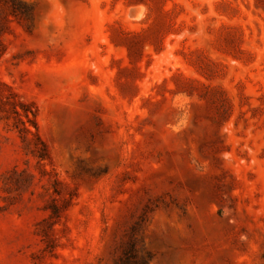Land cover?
Instances as JSON below:
<instances>
[{"label":"rangeland","instance_id":"1","mask_svg":"<svg viewBox=\"0 0 264 264\" xmlns=\"http://www.w3.org/2000/svg\"><path fill=\"white\" fill-rule=\"evenodd\" d=\"M125 252L264 264V0H0V264Z\"/></svg>","mask_w":264,"mask_h":264},{"label":"trees","instance_id":"2","mask_svg":"<svg viewBox=\"0 0 264 264\" xmlns=\"http://www.w3.org/2000/svg\"><path fill=\"white\" fill-rule=\"evenodd\" d=\"M6 104L9 106L10 111H12L16 117V122L20 124V127L18 129L19 133H21L23 141L25 144L32 143V148H30L31 154L38 159V161L46 162L49 160L48 151L45 147V145L41 142L39 139L38 133H37V126L35 123V116L33 113L32 117L29 116V111H26V105L22 103H18V106L21 109V112L16 109V105L13 102L6 101ZM30 126L34 128V131L30 130ZM17 128V127H16ZM31 136V138H27V136ZM129 253H124L123 257L121 258L122 264H129Z\"/></svg>","mask_w":264,"mask_h":264}]
</instances>
